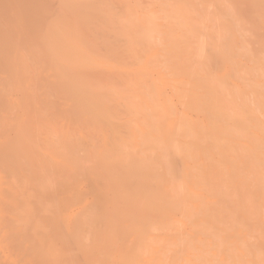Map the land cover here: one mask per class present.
<instances>
[{
  "label": "bare ground",
  "instance_id": "6f19581e",
  "mask_svg": "<svg viewBox=\"0 0 264 264\" xmlns=\"http://www.w3.org/2000/svg\"><path fill=\"white\" fill-rule=\"evenodd\" d=\"M231 1L237 7L233 3L237 0ZM204 2L210 8V1ZM160 4L159 0H0V264H264V92L259 95L253 88L264 75L253 79L248 73L257 77L260 69L253 64L255 71L246 67L250 77L230 65L221 70L228 76L239 73L237 79H230L229 89L217 85V73L212 81L207 72L212 62L202 58L208 47L198 46L202 33L193 44L205 52L197 51L206 65L200 61L197 67L182 53L171 61L175 53L170 57L169 41L158 37L168 27L162 21L166 11L159 17ZM190 7L193 13L197 10ZM248 8L240 9L239 15L249 11L253 15L244 18H253L256 12L259 20H253L261 21L259 10ZM231 10H226V18ZM170 13L175 20L167 16L174 22L184 14L176 17L171 9ZM234 13L235 21L242 20ZM207 15L214 20L209 23L214 28L207 31L213 28L215 34L225 35L224 29L218 31L226 19ZM181 17L176 28L185 20ZM154 22L165 29L154 32ZM236 23L230 24L238 29ZM172 30L170 34L178 32ZM186 31L179 32L186 38ZM246 31L245 35L250 32ZM224 35L208 36L207 45L213 48L214 37L232 49L228 44L232 40L227 42ZM238 95L250 112L257 104L250 106L248 99L263 101L258 100L261 107H256L263 110L259 111L263 120L258 117L263 125L252 124L250 133L255 143L243 135L245 131L241 135L238 129L236 134L224 123H229L223 118L227 105L221 99L238 101ZM232 105L228 112L239 117L242 103ZM192 108L202 117L190 116ZM165 127H174L178 135L173 134L169 145L184 160L180 176L171 170L174 157L169 163L163 155L170 151L162 148ZM165 164L167 168L170 164L168 169ZM136 169L143 183L130 195L135 190L125 177L136 174Z\"/></svg>",
  "mask_w": 264,
  "mask_h": 264
},
{
  "label": "rangeland",
  "instance_id": "374dc122",
  "mask_svg": "<svg viewBox=\"0 0 264 264\" xmlns=\"http://www.w3.org/2000/svg\"><path fill=\"white\" fill-rule=\"evenodd\" d=\"M165 1H166L167 3H165ZM169 1H171V0H163V2H162L161 0H159V4H160V2L164 4V5L162 4V6H161V4H160V6H161L160 8L162 9V10L160 9V11H162V12H163V11H166L167 15L169 16V15L171 14V13H170V9H171V12H172V13L174 12L173 14H176V13H177V14L175 15L176 17H177L178 14L184 13V14H182L183 17H184V19L187 21V19H186V16H187V17H188V21H189V23H188L189 25H186L187 23L185 24V20L181 21V23H180L181 25H180V26H177V28H176L175 25H179L178 23L176 24V21L178 20L177 22H180V20H181V18H182V17H181L182 15H179V16H178V19L176 18V21L174 22V21H173V20H175V17L173 18L174 15L171 14V15H172V18H173V20H172V18H171V19L168 18L167 15H166V17L163 18V16H165L166 13L163 12V14H162V12H161V13L159 12V13L161 14V15L159 14V15H160L159 17L162 16V18H163V19L161 18L162 21L165 20V21L163 22L164 24H163V23H162V24L164 25V27H166V26H168V27L166 28L167 31L165 30L164 33H160V34L158 35V37L163 39V40H162L163 43H166V41H167V42H168V41L170 42V41L172 40V42H170L171 45L169 44V42L167 43V44H168V46H167L168 49H169L170 46L172 47V49H171V48L169 49L170 52H171V53H170V57L174 56V53H175V56L173 57V59H171V61L176 62V60L178 59L177 56L180 55L181 53H182V56H186V57L188 56V58H190V59L187 58V60H189L190 62L194 61L193 63H194L195 65H197V67H199V66L201 65V62H202V61H203L202 64H203V63L205 64V62L211 61L212 63H209V64L213 65V64L215 63V64H214L215 66H214V65H213V66H209V64L207 63V64H208L207 67L209 68V69L207 68V72L210 73V75H211L210 79H211L212 81H214V78L217 77V78H216V81L218 82L217 85H220V84H222V86L225 85V86H227V89H229L228 86L230 85V84H229V85H227V84H228V83H231V82H229L230 79L233 80V79H235V77H236V79H237L238 74H239V73L233 74V75H232V76H234L233 78H232V76H228V75L226 74V71H225V70H228L229 68H227V67H230V65L233 66V67H235V68H237V69L242 70V74H243V75L245 74L246 77H247L248 74H250V76H251V75L253 76V77L251 76L253 79H254V78H255V79H260V78H261L260 76H261L262 74L264 75V69L261 70L262 72L260 71V69H262V68L264 67V64H263V63H264V60H263V59H264V44H263V43H264V37H261V38H258V37H257L258 34H259L260 36H261V35H262V36L264 35V33H263V32H264V30H263V28H264V27H263V26H264V25H263V24H264V20H262V19H264V15H263V14H264V11H263V13H262V10L260 11V8H261V7L259 8V6H260L261 4H263V7H264V2H263L264 0H263V1H262V0H256V1H259V2H256V3H255V0H254V1L248 0L249 3H250V2H251V3L254 2L253 4L250 3V6H251V7L249 6V3H248V4L246 3L247 1H245V3H243V1L239 0V2L241 1L240 3H241L242 6H243V7H241V8H240L239 5H238V4H240V3H238V0H237V1H234V0H233V1H234L233 3L236 2L237 4H236V3H235V4L237 5V7H239V11H238V12H237L238 8H237L234 4L231 3V2H232L231 0H230V1H229V0H225L226 3H230V4H232V5H231L232 8L234 7L233 10L237 9V10H235L236 12L234 11L235 13H237V15H239V12H240L241 10H243L244 7H247V8L249 7L248 9L250 10V12H251L252 7H253V9H254L255 11H257V12H258V10H259V12H260V13L258 12V13H259V16L261 15V17H259V18H260V20L262 21V23H261V21H256L258 18H255V17H256V12L253 11V10H252V11L255 12V13H254V14H255V17H253V18H252V17H249V18H252V20L249 19V18H244V17H246V16H244V14L247 15V12L244 13L243 15L240 14V15H239L240 17L236 15V16L238 17V19L241 18V16H243V18H242L243 21H242L241 19H240V20H241V24H242V23H244V24H243V25L240 24L239 26H240V27H244V28L248 27V28H246V29H247L246 32H248V31H250V32H255V34L257 33L256 36H255V34L252 36V33H250V32L246 33L247 36L244 34V33H245L244 31H245L246 29H244V30H243V28L240 29V27L238 26V22L240 23V20H239V21H238V20L235 21V18H236V17H235V18H232V16H233L232 13H234V12L231 10L232 8H230V10H231L232 13H229V15H228V17L230 16V18L227 17V18H228V20H227V18L225 17V15L228 14V13H227V11L229 10V6H228V5H230V4H226V3L224 2L228 7H226L225 4H224V6H222V5H223V4H222L223 0H222V1H221V0L219 1V0H218L219 3L217 2V0H216V2H214V0H213V1H212V0H206V3H207V4H209V1H210V8H211V9L208 8L209 5L206 6V4H205V2H204L205 0L203 1L204 4L202 3V0L200 1L202 4H200V3L198 2L199 0H198V1H196V0H191V1H189V0H188L190 3H189L187 0H181V1H180V0H177V1L172 0L173 2H169ZM184 1H185V2H184ZM186 1H187V3H186ZM175 2H176V3H175ZM180 2H182V3H180ZM183 2H184L185 5L187 4V6H185V5L183 4ZM196 2H197L198 4H197ZM212 2L218 4V6H217L218 10H217V8L215 7V5H217V4H214L213 6H211V3H212ZM260 2H262V3L258 5L257 3H260ZM168 3H170L171 5L168 4ZM174 3H175V4H174ZM177 3H180V6H178ZM166 4H168L169 6L167 7ZM172 4H173L174 6H172ZM181 4H183V5H181ZM189 4L191 5V7H192L193 5H194V6L191 8L190 6H188ZM212 4H213V3H212ZM219 4H220V7H219ZM241 4H240V5H241ZM254 4H255V6H254ZM201 5H204V7L201 6ZM233 5H234V6H233ZM163 6L165 7V9H164ZM170 6H171V7H170ZM175 6H176V8L174 9L173 7H175ZM181 6H182L184 9H183V8L181 9ZM195 6H196V7H195ZM205 6H206V7H205ZM261 6H262V5H261ZM185 7H186V8H185ZM189 7H190L191 9L196 8L197 10H198V8L200 7V8H199V12L202 13V14H200L199 12H196L197 10H195V9L193 10V11H194V13H193L192 10L190 11ZM201 7H203V8H201ZM254 7H256V8H254ZM167 8H170V9L168 10ZM172 8L174 9L173 11H172ZM179 8H180V9H179ZM212 8H213V9H212ZM221 8H222V9H221ZM226 8H227V9H226ZM250 8H251V9H250ZM166 9L168 10L169 13L167 12ZM202 9H203V10H202ZM209 9H210V11H209ZM225 9H226L227 11H226ZM240 9H241V10H240ZM256 9H258V10H256ZM261 9H262V8H261ZM177 10H178L180 13H178ZM183 10H185V11L183 12ZM188 10H189V11H188ZM219 10H220V11H219ZM230 10H229V11H230ZM245 10H246V9H244L243 11L245 12ZM263 10H264V9H263ZM181 11H182V12H181ZM187 11H188V12H187ZM202 11H203V12H202ZM204 11H206V12H205V19L203 20V19L200 18V17H201L202 15H203V17H204ZM207 11H208V12H207ZM216 11H217V12H216ZM229 11H228V12H229ZM243 11H242V12H243ZM246 11H247V10H246ZM175 12H176V13H175ZM220 12L223 13L224 16H222L223 14H221ZM224 12H226V13H224ZM195 13H197V15L199 14L200 16H198V17L195 16V15H196ZM207 13L211 15V18H212V16H213V17L217 16V17L219 18V16L221 15V17H220L221 19H222V17H223V18H225L227 21H230V22H226V20H224V19H223V21H222L220 18H219L220 20L218 19L219 21H222V22H221V25H224L223 27L229 29V34H228V29L226 30V31H227V32H226V31H225V28H223L222 26H221V27L219 26L220 22H218V27H220V28H222V29H219L218 32H221V31L224 29L223 32L225 33V35H224L223 33L215 34V33L217 32V31H215L216 29H214V32H212L214 27H213V26H210V24L212 25L211 22L214 21V20H212L211 18H210V19H211L212 21L209 20V17H207V16H209V15H207ZM235 13H234V15H235ZM258 13H257V15H258ZM261 13H262V14H261ZM186 14H187V15H186ZM189 14H190V16H191L192 18L195 17V18H197V19H195V18L192 19L191 17H189ZM219 14H220V15H219ZM184 15H185V16H184ZM248 15H253V13H249V11H248ZM248 15H247V16H248ZM262 16H263V17H262ZM179 17H180V20H179ZM217 17H216V18H217ZM165 18H167V21H166ZM206 18H207V19H206ZM231 18H232V20H229V19H231ZM161 19L159 18V21H161ZM169 19H170L171 21H173V22H172L173 24H172V23L169 24V23H170ZM182 19H183V18H182ZM198 19H201V20H198ZM236 19H237V18H236ZM253 19H256V20H253ZM208 20H209V22H208ZM218 20H217V21H218ZM246 20H248V21H246ZM250 20L253 21V22L256 21L257 23L255 22V24H252V25H251L250 23H253V22H250ZM258 20H259V19H258ZM162 21H161V22H162ZM194 21H195V22L198 21L199 23H195V24H193ZM215 21H216V20H215ZM231 21H232V22L234 21L235 23L237 22V23H236V24H237L236 26L239 27L238 29H240L241 32L238 31L237 28H234V25H232L233 23L230 24ZM200 22H201V23L203 22V24L201 25ZM206 22H207V24H206ZM249 22H250V23H249ZM258 22H260V23H258ZM167 23H168V25H167ZM209 23H210V24H209ZM223 23H224V24H223ZM184 24L186 25V27H189V28H184V27H185ZM197 24H199V27H201V26L204 25L206 28L203 26V27H201V28H202V29H201V28L198 27ZM213 24H214V23H213ZM216 24H217V23H215V25H216ZM249 24H250V25H249ZM169 25H172L173 27H172V26L169 27ZM190 25H191V26L193 25V26H196V27H195V28H194V27L192 28ZM215 25H214V26H215ZM227 25H229V26H227ZM245 25H248V26H245ZM256 25H258L257 27H259V26L261 27V25H262V28H260V30H259V28L256 29ZM181 26H182V28H184V29H183L184 31H186V30L188 29V32H189L190 29H195V30H196V31L194 30V31H195V34H197L199 31H200V32H199L198 35L196 36L195 34H193V30H190V31L192 32V34H191V33L188 34V32L186 31V32H187V37L185 38V36H182V34H183L184 31L182 30ZM236 26H235V27H236ZM154 27L159 28V29H156V28H155L154 32H157L158 30L161 31V30L165 29L164 27L162 28V26L160 27V25H157L155 22H154ZM171 27H172V29H173V28H176L177 30H174V29L172 30V29H170ZM178 27H180V29H179ZM211 27H213V28L210 29V31H207V30H209V29H207V28H211ZM215 28H217V27L215 26ZM168 29H170V30L168 31ZM178 29H179V30H178ZM252 29H253V30H252ZM171 30H172V32L175 31V33H176V31H178V32L180 31L182 34H181L180 32H179V33H180L181 35H180L178 32H177L176 34H174V33L170 34V33H171ZM211 30H212V31H211ZM242 30H243V31H242ZM251 30H252V31H251ZM204 31H205V32H204ZM237 31L240 32L241 34L243 33L244 35L242 36V35L239 33V34L241 35V36H239V34H238ZM262 31H263V32H262ZM167 32H168L169 34H168ZM186 32H185V33H186ZM230 32H232V33H231L232 35L234 34V35H236V36H234V35L232 36V35L230 34ZM166 33H167V34H166ZM185 33H184V34H185ZM201 33H202V39H201V40H203V41L200 40V43L198 44V46H199L200 44H201V45L203 44V46L200 45V47H203L202 50L206 49L207 47H208L207 49H209V51L211 50L212 47L210 46V47H211V48H210V47L208 46V45H210V44L206 43V41H207V37H208V36L211 38V35L214 36V34L216 35V36H214V37H217V36L219 35V36L217 37V39L220 38L221 34L224 35L225 37H226V36L228 37V35H229V37L232 36L231 38H229V37L227 38V37H226V40H228L227 42H229V41L232 40L230 43H228V44H230V45L233 44V45L231 46L232 49H230L229 45H225L224 40H222L224 37L222 38V36H221V38H222L221 41H220V39H219V41L215 40L214 37H213V39L211 40L212 46H213V44H214L212 50L210 51L211 53H210L207 49L204 50V51H205V52H208V53H205V52L201 51V48H200V52H199V48H198V50L196 49V48L198 47V46H197V43H196V44H193V43H195V41L198 40L197 38H198L199 36H201ZM207 33H208L209 35H207ZM260 33H261V34H260ZM262 33H263V34H262ZM164 34H166V35H164ZM173 34H174V35H173ZM203 34L205 35V38H206L205 40H204V38H203V36H204ZM227 34H228V35H227ZM167 35H169V36H167ZM171 35H173V36H171ZM175 35H176V36H175ZM178 35H179V36H178ZM188 35H189V36H188ZM194 35H195V36H194ZM237 35H238V36H237ZM259 35H258V36H259ZM160 36H162V37H160ZM165 36H167V38H166ZM180 36L183 37V39H184V38H185V39L183 40V39L181 38V39H180L181 41H180V40H179ZM192 36H193V37H192ZM176 37H177V38H176ZM209 37H208V38H209ZM234 37L236 38V40H235ZM243 37H244L245 39H247V40L245 41V39H243ZM255 37H256V38H255ZM171 38H175V40H179V41L174 42L173 39H171ZM190 38H191V39H190ZM192 38H193V39H192ZM200 38H201V37H199V39H200ZM252 38H253V39H252ZM164 39H167V40L164 41ZM186 39H187V40H186ZM260 39H262L263 41L261 40V42H260ZM194 40H195V41H194ZM208 40H209V39H208ZM226 40H225V41H226ZM233 40H234V41H233ZM251 40H252L253 42H252ZM183 41H184V43H183ZM185 41H187L186 43H188L189 41H190L191 43L189 42V44H186V45H185ZM209 41H210V40H209ZM212 41H213V42H212ZM222 41L224 42V44L222 43ZM243 41H245V43H244ZM247 41H248L247 44H249V46H250V48H251L252 51L250 50V48H248L249 46H247V45L245 46V44H246ZM179 42H180L182 45H181ZM198 42H199V40H198ZM201 42H202V43H201ZM203 42H204V43H203ZM219 42H220V43H219ZM238 42H239V43H238ZM242 42H243L244 45H241ZM262 42H263V43H262ZM175 43H176V45H175ZM177 43H179L180 45L178 46ZM205 43H206V44H205ZM216 43H217V44H216ZM221 43H222V44H221ZM235 43H236V44L238 43V44L236 45ZM251 43H252V44H251ZM207 44H208V45H207ZM226 44H227V43H226ZM239 44H240V45H239ZM261 44H263V46H262ZM172 45H174V46H172ZM205 45H206V47H205ZM222 45H223V46H222ZM175 46H176V47H175ZM177 46H178V47H177ZM180 46H182V47H181L182 50H181V48H179ZM192 46H193V47H192ZM215 46H217L218 49H217ZM221 46H222V51H223V52H220L221 49H219V48H220ZM238 46H239V47H238ZM242 46H245V47H242ZM174 47H175V49L173 50ZM184 47H185V48H184ZM186 47H187V48H186ZM204 47H205V48H204ZM226 47H228V48H227L228 50H225ZM235 47H238V49H236ZM240 47H241V49H244V51L241 50V49L239 50ZM176 48H177V49H176ZM178 48H179V49H178ZM183 48H184V49H183ZM189 48L191 49V52L189 51V50H190ZM246 48H248L250 51L247 50ZM186 49H187V50L189 49V50L187 51ZM223 49H224V50H223ZM234 49H236V50H234ZM245 49H246V52H245ZM171 50H173L174 52H172ZM195 50H196V51H195ZM230 50H231V51H230ZM180 51H182V52H180ZM197 51H198L200 54H201V52H203L202 54L205 53V54L203 55V57H202L203 59H206V58L208 57L210 60H208V61H207V60H203L202 58H200L202 55H200L199 58H198L199 53H197ZM215 51H216L217 54L215 53ZM224 51L226 52V54H224V53H225ZM227 51H229V52H227ZM237 51H238V52H237ZM242 51H243L244 53H243ZM186 52H188V53H186ZM230 52H231V53H230ZM232 52H234V53L232 54ZM236 52H237V55H234ZM240 52H241L242 54H241ZM247 52H248V54L246 55ZM179 53H180V54H179ZM192 53H194V54L197 53L195 57H194V54L191 56V57H193V59L189 56V55L192 54ZM222 53H223V54H222ZM238 53H239V55H240V54H241V55L239 56ZM252 53H254V54L251 55ZM171 54H172V55H171ZM176 54H177V55H176ZM188 54H189V55H188ZM228 54H229V55H228ZM230 54H231V55H230ZM205 55H207V56L204 57ZM242 55L245 56V58L248 57L247 60H249V61H247L244 57H242ZM215 56H216V57H215ZM230 56H232V57H231L232 59L230 58L231 60L229 59ZM234 56H235V57H234ZM175 57H177V59H176ZM217 57H218V58H217ZM222 57H223V58H222ZM240 57H242L243 59L240 58ZM220 58L222 59V61H220V60H221ZM227 58H228V59H227ZM250 58H251V59H250ZM175 59H176V60H175ZM219 59H220V60H219ZM224 59H225V60H224ZM233 59H234V60H236V59L238 60V59H239L240 61H239V60H238V61H237V60L234 61ZM260 59H261V61H260ZM187 60H186V62H189V61H187ZM232 60H233V62H231ZM241 60H242V61H241ZM243 60H244V61H243ZM251 60H253L254 63H255V61L259 60V61H257V62H261V64H263V66H262V65H258V64H260V63H257V62H256L255 64H257L258 66L254 65L253 62L250 64V61H251ZM200 61H201V62H200ZM204 61H205V62H204ZM218 61H219L220 63H219ZM222 62H224V63L222 64ZM234 62H237V63H236L237 65H235ZM243 62H244V63H243ZM248 62H249L250 65L248 64ZM196 63H197V64H196ZM199 63H200V65H199ZM228 63H229V64H228ZM233 63H234V64H233ZM246 63H247V64H246ZM218 64H219V65H218ZM252 64H253V65H252ZM198 65H199V66H198ZM205 65H206V64H205ZM205 65H203V70L206 69V68H205ZM217 65H218V66H217ZM251 65H252V67L254 66V69H259V68H260L259 70H257V71L255 72L256 74H258V72H259L260 75L258 74L257 77H254L255 75H254L252 72H251V73H248L249 70H247V69H248V68H246L247 66L250 67L249 69H252L253 71H255L253 68H251ZM219 66H221V67H219ZM223 66H224V67H223ZM201 67H202V66H201ZM215 67H216V68H215ZM222 68H223V69L226 68V69H225V70H221ZM211 69H212V70H211ZM201 70H202V69H201ZM252 70H250V71H252ZM209 71H210V72H209ZM223 72H224V73H223ZM243 72H244V73H243ZM260 72H261V73H260ZM211 73H212V74H211ZM216 73H217V75H215V77H214V74H216ZM247 73H248V74H247ZM218 74H220V75H218ZM263 75H262V76H263ZM212 76H213L214 78H212ZM218 76H219V78H218ZM250 76L248 75V77H250ZM223 77H224V78H223ZM228 78H229V79H228ZM224 79H225L226 81H225ZM253 79H252V80H253ZM261 79L263 80V82H260V84H261V83H264V78H261ZM252 80H251V81H252ZM251 81H250V82H251ZM260 84L256 83V84L253 85V88L256 86L255 88L258 89V94H259V95H261V94H260L261 92H264V90H262V89H263L262 87H264V84H262V87L259 86ZM259 87H261V88H259ZM250 89H252V88H249V89H246V90H250ZM258 94H257V95H258ZM257 95H256V96H257ZM259 95H258V96H259ZM252 97H253V96H252ZM252 97H251V98H252ZM259 97L262 98L261 96H259ZM259 97H257V98H259ZM229 98H230V97H229ZM238 98H242V99H241L242 102H241V101L238 102V101H239ZM222 99H223V98H222ZM222 99H221V102L224 103L225 105H227V109L225 110V108H224L225 111H224V117H223V118H224V120H226V121L229 122V123H227V122L224 121V123H225V125H226V124H227V125L229 124L231 128L228 127L227 125H226V127L230 128V130H233V132L236 133V134L240 131V132H241V135H242V134L244 133V131H245L246 133H244L243 135L245 136V135L247 134V136H245V137H248L249 142H251V143H255L256 140L253 139V138H255V136H254L253 134H251V135L253 136V137H252V136L250 135V133L252 132L251 129H254L253 126H252V124H256V125H257L258 127H260V128L262 127L261 125L259 126V125L257 124V122L259 121L258 117H259L260 119L262 118V117H261V113L259 114V111H260V112L263 111L262 108H261L260 110L257 111V108H259V107H258V104H259V106H260V103H257V101H258L259 99H258V100H254L253 102H252L253 98H252V100L248 99V102L251 101V103H252V104H250V102H249L250 106H251V105L253 106V105H254L253 103H255V102H256V104H257V106H256L257 108L255 107L256 110H255L254 112H253V111L250 112L249 110H247V106H246L247 103H245V101L243 100V97H239V95H238L237 98H236L238 101H236L235 99H233V100H232V99H229V100L227 99V100H228V101H227V100L225 99V100L227 101V102H226L224 99H223V101H222ZM230 100H232V101H230ZM234 100H235V101H234ZM260 100H261V101H260ZM260 100H259V102H263L262 99H260ZM233 102H234V104H235V102H236V103H239V104L242 103V105H238V107L240 106V107H239V108H240L239 110H241V111L239 112V113H240L239 117H238L236 114H235V115L231 114V112H230V111H232V109H230V107L232 106V108H233V106H235V105H232ZM226 103H228V104H226ZM231 103H232V104H231ZM244 104H245V107H244ZM260 107H261V106H260ZM236 108H237V107H236ZM229 109H230V111L228 112ZM192 110H193V108L190 110V111H191V112H190V116H193V115H194L193 117H196V116L199 115L200 117H202V115H201L200 113H198V112L196 111L197 113L195 114V110H193V111H192ZM243 110H244V111H243ZM245 111H246V112H245ZM241 112H242V113H241ZM249 112H250V113H249ZM193 113H194V114H193ZM232 113H235V111L232 112ZM191 114H192V115H191ZM237 114H238V113H237ZM245 114H246L247 116H246ZM230 115H232V116H230ZM253 115H254V116H253ZM259 115H260V116H259ZM225 116L227 117V119H226ZM236 116H237V119H236ZM243 116H244V117H243ZM245 116L248 117L249 121L245 119ZM251 117H252V118H251ZM228 118L231 119V121H229ZM253 118H254V119L256 118L257 121L254 120ZM262 120H263V118H262ZM198 121H199V120H197V123L200 124L201 121H199V122H198ZM238 121L241 122V123H239ZM250 121H251V123H250ZM252 122H253V123H252ZM259 122H261V121H259ZM262 122H263V121H262ZM262 122H261L260 124L263 125ZM231 123H232L233 126L231 125ZM245 123H246V124H245ZM242 124H243V125H242ZM235 125H236V126H235ZM244 125H245V126H244ZM249 127H251V128H249ZM173 128H174V127H173ZM173 128L165 127L164 130H163V132H161V134H162V139H163V141H164V142H163L164 144L162 145V146H163V147H162L163 150L167 148V150H170V151H171V153H170V151H168V153H167V151L165 150L166 153H165V151H164V152H163V155L166 156V157L164 156L165 160L167 159V156L169 157V159H167L166 162L171 161V158L174 157V158L172 159V161H171V166H172V168L174 167V168H173L174 170H173V169H171V170L174 171V172H177V173H178L177 175L180 176V175H181L180 173H181L182 170H183L182 168H183V166H184V160H183V158H182V157H181V156H180V155H179V154L173 149V147H172V146H173L172 143L169 145L170 142H172V141L175 140V137H178L175 128H174V129H173ZM260 128H259V129H260ZM238 129H239V131H238ZM226 130H227V129H226ZM233 132H231V133H233ZM240 132H239V133H240ZM174 133H176V135H175ZM173 134L175 135V137H173V136H174ZM248 134L250 135V137H249ZM251 138H252V139H251ZM254 140H255V142H254ZM165 144H166V145H165ZM167 144H168L169 146H168ZM164 145H165V146H164ZM170 146H171V149H170ZM181 146H183L184 148L187 147V146L185 147V144H182ZM165 147H166V148H165ZM256 147H258V146H256ZM256 147H255V149H256ZM168 148H169V149H168ZM163 150H162V151H163ZM197 150H198V149L193 150V152L195 151L194 153H196ZM199 150H200V149H199ZM256 150H257V149H256ZM172 151H173V153H172ZM244 152H245V151H243V153H244ZM247 152L249 153V151H247ZM169 153H170V154H169ZM194 153H193V154H194ZM171 154H172V157H171ZM175 154H176V155H175ZM173 155H174V156H173ZM194 155H195V154H194ZM194 155H193V156H194ZM179 156L182 158L183 161L180 159ZM176 158H177V159H176ZM178 158H179L180 160H179ZM168 160H169V161H168ZM173 160H174V161H173ZM178 160H179L180 162H179ZM173 162H174V163H173ZM169 163H170V162H169ZM178 164H179V165H178ZM181 164H182V165H181ZM169 165H170V164H169ZM169 165H168V168H169ZM165 167H166V169H168L167 166H166V164H165ZM181 167H182V168H181ZM170 168H171V167H170ZM175 169H176V170L178 169V171H175ZM180 170H181V171H180ZM134 172H135L136 174H133V173L131 172L130 175H127V176L125 177V182H127V184H128L129 186H131V187L133 186L132 190H133V189L135 190V192H134V193H131L130 195H135L136 192L138 191V189L140 188L139 186L141 185V183H143L142 180H141V178L139 179V176H140V175H139V173L137 172V169L134 170ZM174 172H173V173H174ZM134 175H135V176H134ZM128 176H129V177H128ZM137 176H138V177H137ZM133 177H135V178H133ZM136 178H138V180H137ZM131 179H133V180H132L133 182H131ZM195 180H196V179H195ZM140 182H141V183H140ZM130 183H131V184H130ZM133 183H134V184H133ZM138 183H139V184H138ZM125 184H126V183H125ZM127 184H126V186H128ZM129 186H128V188H129V190H131V189H130L131 187H129ZM132 190L129 191V192H132ZM134 190H133V191H134Z\"/></svg>",
  "mask_w": 264,
  "mask_h": 264
}]
</instances>
